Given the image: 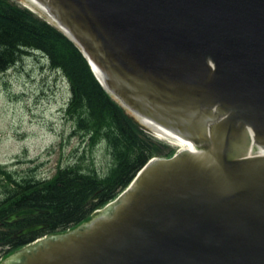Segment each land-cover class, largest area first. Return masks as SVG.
I'll return each instance as SVG.
<instances>
[{"label": "water", "instance_id": "95a60500", "mask_svg": "<svg viewBox=\"0 0 264 264\" xmlns=\"http://www.w3.org/2000/svg\"><path fill=\"white\" fill-rule=\"evenodd\" d=\"M28 1L127 114L197 150L151 157L89 221L0 264H264V154H245L250 141L264 148V0ZM47 212L26 206L2 222Z\"/></svg>", "mask_w": 264, "mask_h": 264}, {"label": "trees", "instance_id": "16d2710c", "mask_svg": "<svg viewBox=\"0 0 264 264\" xmlns=\"http://www.w3.org/2000/svg\"><path fill=\"white\" fill-rule=\"evenodd\" d=\"M31 51L41 53L68 80L71 96L65 108L66 116L78 132L105 141L113 160L104 175L86 173L77 164H71L58 167L47 177L49 180L28 174L17 176V170H9L0 163L1 219L26 206L48 210L2 224L13 232L35 223L48 224L47 228L18 237L1 230L0 245L7 244L10 250L19 249L44 234L62 233L87 221L96 209L129 185L137 171L158 153L160 144L101 87L86 58L59 29L28 8L11 0H0V71ZM173 153L171 149L166 157Z\"/></svg>", "mask_w": 264, "mask_h": 264}, {"label": "rangeland", "instance_id": "374dc122", "mask_svg": "<svg viewBox=\"0 0 264 264\" xmlns=\"http://www.w3.org/2000/svg\"><path fill=\"white\" fill-rule=\"evenodd\" d=\"M11 1L28 8L22 0ZM34 14L47 21L44 15ZM70 96L68 80L37 51L0 71V163L9 170H17V176L28 174L46 180L58 167L71 164H77L86 173L108 172L113 160L108 144L102 139H92L90 133L77 131L65 114ZM137 123L160 142L154 157H166L171 149L178 150L168 139ZM2 198L0 185V201ZM99 209L102 207L87 221ZM1 230L13 232L5 227ZM14 251L7 244L0 245V263Z\"/></svg>", "mask_w": 264, "mask_h": 264}, {"label": "bare ground", "instance_id": "6f19581e", "mask_svg": "<svg viewBox=\"0 0 264 264\" xmlns=\"http://www.w3.org/2000/svg\"><path fill=\"white\" fill-rule=\"evenodd\" d=\"M22 2L24 4H26L29 8H31L33 11H36V12L40 13V15H44L46 18L50 17V20H52L55 23L58 22L55 19H53V16L51 14H49L46 11H44L40 7L36 6L35 4L31 3L30 1L22 0ZM90 63H91V66L93 67V71L96 74V76L99 79V81L105 83V76H104L105 74L103 73L101 68L96 63H93L92 61H90ZM135 115L138 117V119H139V121H140V123L142 125L147 127L149 130H151L158 137L168 139L170 141V143H172L173 145H176L178 151H182L184 149L190 150V151L197 150V148L194 147V145H192L188 139L183 137L182 134L177 133V132H175V131H173L171 129H167V128L163 127L162 125H160L159 123H157L156 121H154L150 117H147L145 115H139V114H135ZM245 154H248V155H252V154L263 155L264 154V148L262 146H259L256 150H254L252 148V145L250 144L248 146V150L245 151Z\"/></svg>", "mask_w": 264, "mask_h": 264}, {"label": "flooded vegetation", "instance_id": "af4514ba", "mask_svg": "<svg viewBox=\"0 0 264 264\" xmlns=\"http://www.w3.org/2000/svg\"><path fill=\"white\" fill-rule=\"evenodd\" d=\"M1 227H2V222H1V218H0V228H1ZM20 229H21V228H19V229H17L16 231H14V232H13V235L16 236V235H15L16 232H17L18 230H20Z\"/></svg>", "mask_w": 264, "mask_h": 264}]
</instances>
